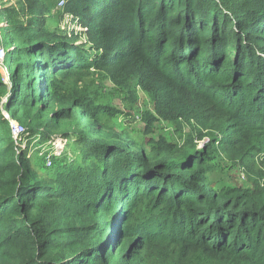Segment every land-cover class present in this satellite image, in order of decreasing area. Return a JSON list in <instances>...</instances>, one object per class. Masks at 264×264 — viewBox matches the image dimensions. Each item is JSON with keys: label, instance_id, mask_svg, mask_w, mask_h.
I'll return each mask as SVG.
<instances>
[{"label": "trees", "instance_id": "1", "mask_svg": "<svg viewBox=\"0 0 264 264\" xmlns=\"http://www.w3.org/2000/svg\"><path fill=\"white\" fill-rule=\"evenodd\" d=\"M64 8L87 28V42L49 30L31 2L27 23L11 20L14 42L27 46L16 51L6 108L32 111L45 93L47 108L71 104L53 117L73 118L80 107L94 121L70 136L80 164L43 178L20 152L0 166V264H147L166 243L177 264L196 252L218 264H264V191L220 193L203 168L210 144L135 146L127 129L97 122L89 95L65 86L91 68L123 86L137 76L164 120L193 119L199 138L219 132L224 145L264 147V0H66ZM29 69L40 75L39 97L23 93Z\"/></svg>", "mask_w": 264, "mask_h": 264}, {"label": "rangeland", "instance_id": "2", "mask_svg": "<svg viewBox=\"0 0 264 264\" xmlns=\"http://www.w3.org/2000/svg\"><path fill=\"white\" fill-rule=\"evenodd\" d=\"M59 1L0 0V32L8 51L11 52L7 54L4 66L0 68L2 81L0 84V166L17 163L19 159L17 153L24 152L32 168L43 178L51 177L64 164L73 162L80 164L82 158L81 145L74 143L70 136L85 130V125L94 120L83 114L80 107L76 108L77 113L73 118L53 117L57 110L62 107H69L71 104H55L47 108L43 91L42 100L32 108V111L19 107L16 114L9 112L6 105L10 96L11 76L16 67L15 60L18 58L16 51L27 46L26 40L22 43L14 42L15 36L12 31L11 20L27 23L30 17L22 16V12L31 2L43 7L44 25L49 30L55 33L68 34L67 29L71 26V18L65 16L68 11L60 7ZM10 7L18 11V15L13 19L6 10ZM70 33L77 36L72 31ZM78 35L80 43L87 42L88 37L85 33ZM90 46L91 44L88 43L86 47L89 49ZM26 58L30 62L36 59L34 55ZM37 60L39 61V59L35 61ZM25 75L28 82L26 80L23 86V93L26 91L30 93V89L33 88L36 89L34 91L39 97L38 94L41 95L40 75L35 74L30 69ZM42 81L45 84V80ZM65 83L66 89H69L68 93L76 90L78 93L89 95L91 103L95 104L96 109L101 111L100 120L97 122L110 123L117 129L130 131L132 138L137 142L135 146L144 144L145 138H151L152 141L165 139L182 146L193 141L197 149L210 144V156L204 162L203 168L207 171V182L220 193L236 194L243 191L259 193L264 191V147L258 145L259 141L234 139L229 144L224 145L221 141L222 134L219 132H216L218 139L216 141L210 140L209 135L202 138L197 137L203 133V129L199 130L198 123L193 119L164 120L153 110V94L144 92L139 87L137 76L133 77L128 85L123 86L114 83L108 72L91 68L88 74L79 78L68 76ZM62 92L65 93L63 90ZM41 105H43L42 109H40ZM136 115H139L140 118L136 119ZM9 119L26 127V139L22 143L17 142L12 137L8 127ZM147 124H149V128H146ZM49 140L62 142L65 149L63 154L52 155L50 162L46 157L52 153V144L47 142ZM242 143H246L248 146L244 147ZM44 147L46 150H43ZM16 172L17 170L8 172L5 180H11ZM0 179H2L1 175ZM172 251L173 246L171 244L154 246L149 252L147 264H177L176 260L173 259ZM184 264L218 263L204 253L196 252Z\"/></svg>", "mask_w": 264, "mask_h": 264}, {"label": "built area", "instance_id": "3", "mask_svg": "<svg viewBox=\"0 0 264 264\" xmlns=\"http://www.w3.org/2000/svg\"><path fill=\"white\" fill-rule=\"evenodd\" d=\"M59 3H60V7L61 8H64L65 7V4H66V0H60ZM65 16L66 17L69 16L71 18V21H70V25L71 26L68 27V29H67L68 30V34L66 33L68 36L71 35L69 37H72L73 36V34L70 33L71 31L74 34H76V35L81 34V33H84L86 31L87 28L80 23L79 18L76 15H74L71 12H68V13H66ZM7 51H8V49L6 48V46L4 44V41L2 39L1 32H0V68H2V66H4V61L6 59ZM135 118L136 119H139L140 117H139V115H136ZM8 126H9V131H10L12 137L17 142L22 143V141L24 139H26V132H27L26 131V127H24L22 124L18 123L17 121H14L12 119H9L8 120ZM55 141L56 140H49V141H47V142H50L52 144L51 145L52 153L51 154H48L46 156L47 157V160L49 162H50V159H51L52 155L63 154V152L65 151L63 143L60 142V141L59 142L58 141L55 142ZM44 149H45V147L43 148V150Z\"/></svg>", "mask_w": 264, "mask_h": 264}, {"label": "crops", "instance_id": "4", "mask_svg": "<svg viewBox=\"0 0 264 264\" xmlns=\"http://www.w3.org/2000/svg\"><path fill=\"white\" fill-rule=\"evenodd\" d=\"M75 143V142H74ZM77 144V143H76ZM71 156V155H70ZM74 158H76V157H74Z\"/></svg>", "mask_w": 264, "mask_h": 264}]
</instances>
